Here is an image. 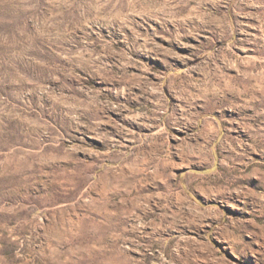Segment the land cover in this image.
<instances>
[{
  "label": "rangeland",
  "instance_id": "obj_1",
  "mask_svg": "<svg viewBox=\"0 0 264 264\" xmlns=\"http://www.w3.org/2000/svg\"><path fill=\"white\" fill-rule=\"evenodd\" d=\"M0 264H264V0H0Z\"/></svg>",
  "mask_w": 264,
  "mask_h": 264
}]
</instances>
